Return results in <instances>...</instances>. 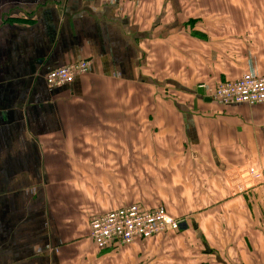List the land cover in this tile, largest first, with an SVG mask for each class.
I'll use <instances>...</instances> for the list:
<instances>
[{
	"label": "crops",
	"instance_id": "1",
	"mask_svg": "<svg viewBox=\"0 0 264 264\" xmlns=\"http://www.w3.org/2000/svg\"><path fill=\"white\" fill-rule=\"evenodd\" d=\"M251 70L264 0H0V264H264V105L206 97ZM132 204L184 222L99 250L90 222Z\"/></svg>",
	"mask_w": 264,
	"mask_h": 264
},
{
	"label": "built area",
	"instance_id": "2",
	"mask_svg": "<svg viewBox=\"0 0 264 264\" xmlns=\"http://www.w3.org/2000/svg\"><path fill=\"white\" fill-rule=\"evenodd\" d=\"M101 3H125L134 0H95ZM91 62L82 60L51 71L45 77L49 89L72 83L88 74ZM205 89V86H201ZM207 97L222 105L264 104V75L251 70L239 80L223 83L207 91ZM257 177V176H256ZM184 221L171 217L163 207L147 210L140 205H131L112 211L91 221L89 239L99 249L111 245L129 246L136 241H147L168 233L178 232Z\"/></svg>",
	"mask_w": 264,
	"mask_h": 264
},
{
	"label": "rangeland",
	"instance_id": "3",
	"mask_svg": "<svg viewBox=\"0 0 264 264\" xmlns=\"http://www.w3.org/2000/svg\"><path fill=\"white\" fill-rule=\"evenodd\" d=\"M258 203H259V201H258ZM168 234H170V233H168ZM178 234H180V232ZM177 235H173L170 237L164 236L161 239H162L163 243H165L168 240L179 239V238H177ZM155 246L156 245H151V244H147V245H143V246H134V247L128 248L126 250L122 249L123 251L114 252L113 256L131 257L133 264H146V261H148V262L155 261V254H154ZM167 255H170V254H167Z\"/></svg>",
	"mask_w": 264,
	"mask_h": 264
},
{
	"label": "bare ground",
	"instance_id": "4",
	"mask_svg": "<svg viewBox=\"0 0 264 264\" xmlns=\"http://www.w3.org/2000/svg\"><path fill=\"white\" fill-rule=\"evenodd\" d=\"M238 106H243V105H238ZM245 106H247V105H245Z\"/></svg>",
	"mask_w": 264,
	"mask_h": 264
}]
</instances>
